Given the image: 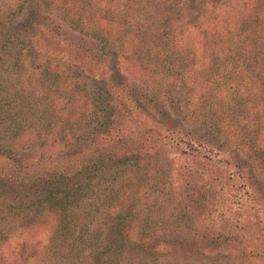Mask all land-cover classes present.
I'll list each match as a JSON object with an SVG mask.
<instances>
[{
	"label": "trees",
	"instance_id": "obj_1",
	"mask_svg": "<svg viewBox=\"0 0 264 264\" xmlns=\"http://www.w3.org/2000/svg\"><path fill=\"white\" fill-rule=\"evenodd\" d=\"M13 1L0 6V264H177L158 257L198 246L209 264L262 258L250 235H264L251 220L264 215L263 0L225 16L227 0ZM42 11L98 42L96 96L46 55L63 35ZM123 66L168 111L119 94L107 73ZM229 147L257 181L234 160L220 174ZM179 228L197 241H174Z\"/></svg>",
	"mask_w": 264,
	"mask_h": 264
},
{
	"label": "rangeland",
	"instance_id": "obj_2",
	"mask_svg": "<svg viewBox=\"0 0 264 264\" xmlns=\"http://www.w3.org/2000/svg\"><path fill=\"white\" fill-rule=\"evenodd\" d=\"M13 1V0H12ZM243 0H227L224 3V7H222L221 9V13L223 14V16H225L224 14H226L228 12V10L230 8L236 7L238 5V3H242ZM5 3V0H1L0 1V6L2 7ZM12 3V2H11ZM17 0L13 1V4H16ZM5 6V5H4ZM263 6H264V0H263ZM216 10L212 9V13L214 15ZM209 13H211V11H208ZM42 17L44 18L43 23L47 26L49 24V21L46 20V18H49L50 21H52L60 30V34H62L63 36L60 37L59 39L55 40V41H51L48 40L46 41L47 44V51H46V55H48V58L53 57L56 62L60 63L61 67L63 69H68L71 68L72 71L74 70H78V71H82L83 73V78L84 81L87 83L88 85V89L89 91H91L92 93V97L96 96L99 92V89L102 85L100 84V82L98 81L99 78H101L102 76L105 77L106 75V70L104 68V66L98 64L97 62V58L96 55L99 52V44L98 42H96L95 40L84 36L82 34H79L78 32H74L73 30H70L65 24H63V22L60 20V18H58L57 14L55 11L53 12H47V11H42ZM215 16V15H214ZM24 17V15H23ZM22 17V19H23ZM17 21H21V18L18 17ZM31 27L29 24H26L25 27L23 28V30H29ZM54 60V61H55ZM124 66H123V70L122 73L120 75H118L117 79H116V75L114 74V71L112 72H108V76L109 79H111L113 82L117 83V82H125V86L124 88H121V91H119V94H124V90H126V92H128L131 96L136 97V98H140L142 96H147V99H152V102H157V103H162L163 110L168 111V106L166 104V102L164 101L163 97H161L160 95L157 94V92L151 91L150 89H148L147 87H145L144 84H141L140 81L136 80L133 77V74L131 73H127L126 71H124ZM97 78V80H96ZM151 103V102H150ZM81 110V109H79ZM93 110V109H90ZM155 110V109H154ZM159 110V109H158ZM92 114L97 115L98 112L94 111ZM91 116V115H89ZM179 120H176V116L171 118V122H169L167 120V122L165 121V124H171V125H177L180 123V117H178ZM169 124V125H170ZM182 125L185 126V129L188 128V130H195V127L185 121H183L181 123ZM170 125V126H171ZM152 126V125H151ZM155 126V125H154ZM168 126V125H167ZM160 130H163V128H161ZM185 150H189L188 148ZM203 155V152H202ZM217 162L216 164H214L216 166V168H218L219 170H223L222 172H220V174L224 175V177L227 179L228 175H233L234 174V168L225 165L224 163H222L221 161L225 162V161H236L239 165H241L244 169V171L251 175L254 181H257L258 179L255 177V172L252 169V165L251 163L247 160V157L245 155V152L242 151H237L235 148L233 147H229L228 149H223L219 152L218 156H216ZM207 163V162H206ZM206 163H204L202 165V169L204 165H207ZM246 163V164H245ZM209 165L212 167V163H209ZM215 168V167H214ZM215 168V169H216ZM226 173V174H225ZM201 177L200 178H207L209 180V176H210V172H205L204 175H202V172L200 173ZM232 180L234 181V179L232 178ZM226 183H229L226 181ZM264 189V185L261 181L258 180V189L260 190V194L257 195L258 198H261V189ZM263 194H264V190H263ZM193 193L190 191H186V194H184L183 196H188V198H192ZM175 203H177V201H175ZM196 213V212H195ZM251 220L254 224V226L258 227L257 230L260 231V227L259 224L261 223V225H264V215L261 216L260 212L258 211L257 214L251 213ZM193 231L187 233V230H185L184 228H179L178 230L174 231L172 233V239L175 240H180L182 239L183 242H192V241H197V236ZM194 236H192V235ZM250 236L254 237L257 239V247L263 245L264 243V235L257 232L255 234H251ZM35 239H40L43 241L42 238L40 237H32L31 239L34 240ZM193 238H196L195 240H193ZM199 241H203V240H199ZM198 241V242H199ZM14 244V242L12 243ZM175 245V243H173ZM172 244V245H173ZM203 248V246H202ZM192 249L196 250L198 249V251H194L193 254L190 256L189 255H185V254H177L175 251L165 254V252H163V255H161L160 257H158V260L160 261H168V262H175L177 264H209V259L207 257L202 256V249L198 247H193ZM167 251V250H166ZM262 251V247H260V249L258 250V252H260L261 254ZM169 252V251H168ZM234 253H232L230 256L232 257ZM263 257L259 258L255 261H251V260H245V259H240L239 257H237L238 260H236L235 263H230V264H264V252L262 253ZM140 256H142L139 253ZM119 257L121 258V255H119ZM123 257V255H122ZM137 257V254H133V255H128V259H132Z\"/></svg>",
	"mask_w": 264,
	"mask_h": 264
}]
</instances>
